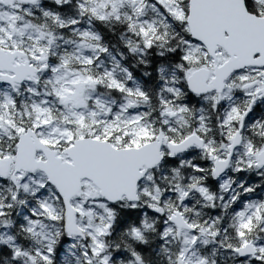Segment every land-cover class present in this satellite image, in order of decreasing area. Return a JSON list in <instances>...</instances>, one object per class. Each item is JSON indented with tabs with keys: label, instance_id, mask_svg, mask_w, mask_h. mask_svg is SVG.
Returning <instances> with one entry per match:
<instances>
[{
	"label": "snow or ice",
	"instance_id": "1",
	"mask_svg": "<svg viewBox=\"0 0 264 264\" xmlns=\"http://www.w3.org/2000/svg\"><path fill=\"white\" fill-rule=\"evenodd\" d=\"M0 264H264V0H0Z\"/></svg>",
	"mask_w": 264,
	"mask_h": 264
}]
</instances>
